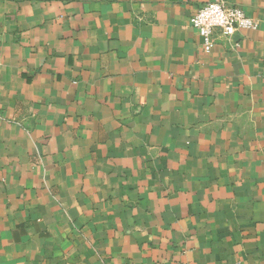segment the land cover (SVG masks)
Instances as JSON below:
<instances>
[{
  "label": "crops",
  "instance_id": "1",
  "mask_svg": "<svg viewBox=\"0 0 264 264\" xmlns=\"http://www.w3.org/2000/svg\"><path fill=\"white\" fill-rule=\"evenodd\" d=\"M0 0V264H264V0Z\"/></svg>",
  "mask_w": 264,
  "mask_h": 264
},
{
  "label": "built area",
  "instance_id": "2",
  "mask_svg": "<svg viewBox=\"0 0 264 264\" xmlns=\"http://www.w3.org/2000/svg\"><path fill=\"white\" fill-rule=\"evenodd\" d=\"M202 40V49L210 54L216 45V36L232 39L240 30H257L259 22L244 10L225 1L209 2L197 10L190 20Z\"/></svg>",
  "mask_w": 264,
  "mask_h": 264
}]
</instances>
